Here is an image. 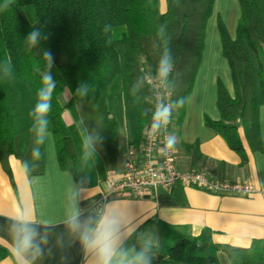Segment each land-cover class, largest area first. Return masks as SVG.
I'll return each instance as SVG.
<instances>
[{"label":"trees","instance_id":"16d2710c","mask_svg":"<svg viewBox=\"0 0 264 264\" xmlns=\"http://www.w3.org/2000/svg\"><path fill=\"white\" fill-rule=\"evenodd\" d=\"M212 3L213 0H165V10L161 11L159 0H0V162L5 170L9 172L7 160L13 156L20 164L25 160L31 162L28 174L43 171L44 145L39 160L31 154L34 137L29 131V113L40 86L45 51L51 53V72L57 81L49 116L57 162L79 179L86 176L63 123L62 111L74 105L84 128L101 127L102 143L97 145V152L113 161L118 145L117 122L106 108L107 96L132 94L135 79L143 72L155 70L160 41L171 37L175 59L171 102L182 99L184 103L200 62L204 23ZM239 4L234 38L229 37L221 22L217 23L234 97L218 83L215 104L220 118H205V124L243 158L236 122L248 119L252 142L257 143V107L260 97L264 101V23L259 0H239ZM34 24L42 28L48 39L30 51L24 37ZM161 25H167V29L158 38ZM81 81L94 85L88 98L74 94ZM65 90L69 97L61 102L59 95ZM152 100L153 94L147 89L134 96L135 148L142 141L141 132L148 123L144 109L152 108ZM183 103L174 108L171 125L181 119ZM157 225L154 264H219L216 256L219 250L227 254L232 264H264V251L257 241L242 248L213 242L211 230L206 227L196 235H186L180 233L182 227ZM8 254V249L0 244V260Z\"/></svg>","mask_w":264,"mask_h":264},{"label":"crops","instance_id":"0c3cea01","mask_svg":"<svg viewBox=\"0 0 264 264\" xmlns=\"http://www.w3.org/2000/svg\"><path fill=\"white\" fill-rule=\"evenodd\" d=\"M259 3L264 23V0H259ZM165 7V0H161L160 10L164 11ZM239 9V0H213L210 15L204 23L203 48L193 76L192 88L183 103L181 119L177 124L171 125L169 132L177 138L175 158L179 168L211 172L230 182H249L254 191L245 195L216 194L175 184L169 189L152 190L144 198L130 199L122 196L109 199L119 200L132 207L141 219L142 228L153 230L156 237L159 231L157 224L182 227L180 233L186 235H196L206 227L211 230L210 236L215 243L246 248L253 241H257L264 251V101L261 97L258 101L257 143L252 142L248 129L249 120L239 119L236 122L244 150L243 158L225 143V139L217 131L205 124V118H220L215 104L218 83L224 86L230 97H234L231 71L222 54L217 23L221 22L229 37L234 38L236 22L240 16ZM71 107L65 108L61 117L69 133L74 126L80 139V146L74 140L73 145L87 178L86 197L88 200H100L106 191V179L122 175L123 159L129 150L134 149L132 143L135 122L126 108L123 118H116L106 107L117 122V154L113 161H108L98 152L91 157H85L82 144L85 128L80 122L77 109L74 106L73 111ZM51 135L50 132L44 144L42 173L26 175L21 162L13 156H9L7 160L9 172L0 162V244L8 251L12 248L8 234L11 220L6 218H16L23 214L32 221L44 217L57 223L62 217L67 174L72 175V172L59 166ZM71 255V264H79L75 249ZM216 256L219 264H232L224 251H217ZM0 264H14L10 251L0 260ZM37 264H61L59 252L38 261Z\"/></svg>","mask_w":264,"mask_h":264},{"label":"clouds","instance_id":"9594fccd","mask_svg":"<svg viewBox=\"0 0 264 264\" xmlns=\"http://www.w3.org/2000/svg\"><path fill=\"white\" fill-rule=\"evenodd\" d=\"M167 25H161L157 31L158 38ZM108 31V27H105ZM30 51L39 47L42 41L48 39L42 28L33 25V30L24 37ZM159 58L154 71L141 73L131 85V93L139 96L146 89L151 91L155 104L151 109H144L148 117L145 134L149 140L163 136V153L174 151L177 138L167 134L174 108L183 100L170 101L175 90L173 71L175 59L171 48V37L160 41ZM42 58L45 65L40 71V86L36 92L35 103L30 110L33 134L32 157L39 160L42 156V146L50 136V113L52 111L53 94L57 81L51 69L53 58L48 51ZM8 75H11L9 71ZM69 89V88H68ZM70 90V89H69ZM71 91V90H70ZM94 92V85L85 81L78 83L74 94L81 99L88 98ZM149 113H151L149 115ZM101 127L84 129L82 138L85 157H91L97 152V145L102 143ZM22 168L27 175L32 170L30 161L22 162ZM64 192V209L61 219L52 223L48 218H38L32 221L26 215L11 220L8 234L12 248L9 250L14 264H37L47 257L59 252L61 264H71V252L76 250L79 264H154L156 254L153 251L158 246V239L153 230L142 228V222L136 211L127 204L104 196L100 200H88L87 178L79 179L68 173ZM87 202V203H85ZM59 229V231H56ZM54 249L56 251H54Z\"/></svg>","mask_w":264,"mask_h":264},{"label":"built area","instance_id":"2783aa9c","mask_svg":"<svg viewBox=\"0 0 264 264\" xmlns=\"http://www.w3.org/2000/svg\"><path fill=\"white\" fill-rule=\"evenodd\" d=\"M154 104L153 96L152 108ZM145 127L141 132L142 141L138 147L129 150L123 159L122 175L106 179V191L101 199L104 196L144 198L152 190L169 189L175 184L192 186L216 194L245 195L254 191L253 185L249 182H230L206 171L179 168L176 164L175 150L163 153V136L154 141L149 140L145 134ZM170 127L171 122L167 127V134H171Z\"/></svg>","mask_w":264,"mask_h":264},{"label":"rangeland","instance_id":"374dc122","mask_svg":"<svg viewBox=\"0 0 264 264\" xmlns=\"http://www.w3.org/2000/svg\"><path fill=\"white\" fill-rule=\"evenodd\" d=\"M161 3V0H159V4ZM69 92L67 90L63 91L61 95H59V100L61 102H64L65 100L68 99ZM106 104L107 108L111 111V113L116 117H120L124 115V108L127 109V111L130 113L129 116L131 115V118L135 122V128H136V120L134 117V96L130 93H110L107 96L106 99ZM74 107V106H73ZM71 107L70 109H74ZM74 111V110H73ZM117 118V117H116ZM131 119V120H132ZM71 133V134H70ZM70 133L69 136H71L72 141L74 140L77 143V146H80V139L78 138L77 135V130L73 126L70 128Z\"/></svg>","mask_w":264,"mask_h":264}]
</instances>
